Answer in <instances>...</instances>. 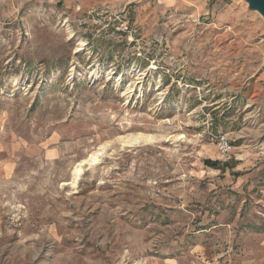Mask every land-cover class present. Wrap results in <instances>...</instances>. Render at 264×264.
<instances>
[{
	"label": "rangeland",
	"instance_id": "374dc122",
	"mask_svg": "<svg viewBox=\"0 0 264 264\" xmlns=\"http://www.w3.org/2000/svg\"><path fill=\"white\" fill-rule=\"evenodd\" d=\"M255 131L247 0H0V264H264Z\"/></svg>",
	"mask_w": 264,
	"mask_h": 264
},
{
	"label": "built area",
	"instance_id": "2783aa9c",
	"mask_svg": "<svg viewBox=\"0 0 264 264\" xmlns=\"http://www.w3.org/2000/svg\"><path fill=\"white\" fill-rule=\"evenodd\" d=\"M216 145L219 153L223 157V161H228L233 151L232 141L226 136H219L217 138Z\"/></svg>",
	"mask_w": 264,
	"mask_h": 264
},
{
	"label": "water",
	"instance_id": "95a60500",
	"mask_svg": "<svg viewBox=\"0 0 264 264\" xmlns=\"http://www.w3.org/2000/svg\"><path fill=\"white\" fill-rule=\"evenodd\" d=\"M249 9L264 17V0H247Z\"/></svg>",
	"mask_w": 264,
	"mask_h": 264
},
{
	"label": "crops",
	"instance_id": "0c3cea01",
	"mask_svg": "<svg viewBox=\"0 0 264 264\" xmlns=\"http://www.w3.org/2000/svg\"><path fill=\"white\" fill-rule=\"evenodd\" d=\"M255 134L256 135H254V139H255L254 141H257L258 143H260V146L264 147V140H261L260 132L255 131ZM257 136H258V138H257ZM236 138L238 139V142L246 143V139H247L246 134L243 133L242 136H238Z\"/></svg>",
	"mask_w": 264,
	"mask_h": 264
},
{
	"label": "trees",
	"instance_id": "16d2710c",
	"mask_svg": "<svg viewBox=\"0 0 264 264\" xmlns=\"http://www.w3.org/2000/svg\"><path fill=\"white\" fill-rule=\"evenodd\" d=\"M205 164L214 168V169H220V167H221V163L218 161L217 162L206 161Z\"/></svg>",
	"mask_w": 264,
	"mask_h": 264
}]
</instances>
